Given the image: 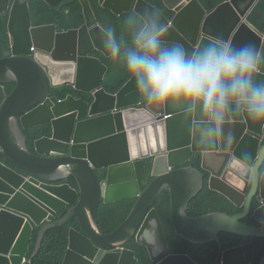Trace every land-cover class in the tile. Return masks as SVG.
I'll list each match as a JSON object with an SVG mask.
<instances>
[{"label":"water","instance_id":"1","mask_svg":"<svg viewBox=\"0 0 264 264\" xmlns=\"http://www.w3.org/2000/svg\"><path fill=\"white\" fill-rule=\"evenodd\" d=\"M45 1L59 7L65 0ZM80 1L85 24L78 30L60 31L58 25L34 26L31 0H15L11 13L13 0H0V16L10 15L13 43L7 57L0 60V264H25L37 225H45L39 251L49 229L74 218L80 229H70L64 264H137L135 252L123 248L127 242L143 248L149 264H196L187 255L169 254L153 207L164 189L170 193L175 235L192 244L221 243L223 233L264 238V128L253 125L243 114L240 121H233L229 115L224 132H234L236 140L228 144L222 140V150L217 153L197 140V126L192 140V114L181 116L165 109L162 117L170 116L161 120L160 152L165 156L160 157L158 150L144 153L142 144L139 150L134 129L128 130V125L134 126L130 114H148L138 107L142 97L130 80L116 95L108 93L103 84L109 67L93 56L97 50L109 57L98 46L99 28L113 26L122 35L102 9L120 16L130 12L133 5L137 14L146 8L158 12L165 27L173 23L177 32L169 31L167 42L192 50L209 37H223L240 46L249 36L257 39L259 53L264 43V0H229L211 13L199 0H163L176 12L172 22L146 0ZM45 54L51 56L52 63L42 60ZM65 61L76 64L78 78L57 82L55 75ZM257 79L264 81V74L257 73ZM10 82L19 85L8 97L4 83ZM70 84L84 92H95L91 107L74 95L61 100L51 91L52 86ZM49 121L54 125L53 136L38 139L32 150L26 131ZM193 153L201 154V171L209 174V189L242 208L240 214L187 215L188 204L204 181L202 172L184 167ZM2 157L11 158L30 178ZM150 157L154 168L160 163L166 171L147 185L144 159ZM99 169H107L105 178H100ZM133 198L136 202L126 220L112 233H100L99 203ZM254 204L258 207L253 217L259 226L242 222L251 215ZM67 208L69 213L58 220L59 213ZM255 247V243H248L225 251L221 248L218 264H251ZM260 264H264V257Z\"/></svg>","mask_w":264,"mask_h":264},{"label":"clouds","instance_id":"2","mask_svg":"<svg viewBox=\"0 0 264 264\" xmlns=\"http://www.w3.org/2000/svg\"><path fill=\"white\" fill-rule=\"evenodd\" d=\"M32 1H40V0H31L30 6ZM74 1L76 2L72 3ZM14 2L15 0H13L12 2L10 13L12 11ZM45 2L48 3L47 1ZM77 2H79L80 5L82 6L83 16H84V9L80 0H71V1L65 0L59 7H54L51 4L49 3L48 4L54 8L62 10V8H64L65 6L70 5L68 3L76 4ZM225 2H222L219 5ZM218 6H216L212 11H214ZM134 7L135 5H133V8L130 12L132 11L135 12ZM105 10L107 9H102V12L104 13ZM170 11L174 13V16L172 18H168L167 16H165V14L162 11L161 12L170 22H172V20L176 15V12L174 10H170ZM212 11L207 10L208 13H211ZM111 13L114 14L113 12ZM128 13H123V14H128ZM122 15L120 16L116 15V16L121 17ZM138 15L141 17L140 19H137L136 16H130L126 20V24L128 26L127 38L120 25L105 15V17H107L109 20L114 22L119 27L124 37L119 33L118 30H113V26H109L107 28L104 27L99 28L98 46L109 57L105 56L102 52L97 50L94 51L93 56L101 59L104 64L107 63L104 62L102 57L115 58L124 64L128 73L130 74V78L126 81V83L130 80V83L133 85V88L136 91V93L140 97H142V103L138 105L139 109L141 110L146 109V111L148 112L147 116H149L152 120L156 121L162 127H164V125L162 123L163 121L161 120H165V118L170 117L169 114L164 115V117H162L163 116L162 114L165 109L174 110L178 115L181 116H187L192 114V133H193L192 140H194V132H196V126H197V133H198L197 140L208 144L209 145L207 147L208 149H216L213 151L217 153H219L220 150H222V140L225 144L234 143L236 140V135L234 132H224V125L227 122L229 115L233 121H240L243 114L253 125H258L261 128H264V81H260L257 79V73L264 74L258 68L260 60L262 58V50L264 49V43L260 49V52L257 53L258 41L256 38L251 39L248 36L245 44L236 46L231 41H228L223 37H216L213 39L212 37H209L211 39L202 41L199 47L192 48V50H188L181 44L167 42L166 34L169 31H171L172 33H176L177 28L173 26V23H170L168 26L165 27V23L158 12H156L151 8H146ZM7 16H9V30H10V15ZM33 20H34V15H33ZM84 21H85V16H84ZM46 25L59 26V24H46ZM34 26H37L35 25V21H34ZM38 26H45V25H38ZM250 28L251 31H253V33H257L255 29L252 27V25H250ZM59 30L70 31V30H61L60 27ZM71 30H78V29H71ZM257 36L261 38L259 34H257ZM10 37H11V49H12L13 43H12L11 33H10ZM11 49L7 52L4 58L7 57ZM97 54H100L102 56H99ZM42 60L45 63H49V64L52 63V58L49 54L43 55ZM69 63L71 62H67V61L63 62L61 65V69H59L58 71V74L62 75V80H60L61 83L65 81H72L78 78V70L76 64H69ZM107 65L109 68L106 75L108 74L110 69L109 64ZM14 83H16L17 86L11 93H9L8 86ZM18 85H19L18 82L4 83L8 97H10L13 94V92L17 89ZM67 86H73L76 89L74 85L70 84V85H63L60 87L52 86L51 91H53L54 95L58 96L59 99L65 100L70 95H74V94H70L67 97H60L56 93L59 88L67 87ZM103 87L106 89L105 79H104ZM76 90L80 92H84L78 89ZM84 93L90 94L93 98L92 101L86 100L85 98L78 97L76 95L74 96L76 98H81L84 99L85 101H88L91 107V105L95 101V95H94L95 92H90V93L84 92ZM116 93H111V94L116 95ZM114 112H116V110H114ZM196 113H200L198 114L199 117L198 120L196 119L197 116ZM235 114L238 115V118L234 117ZM200 115H204L208 118L204 119ZM94 116H88V117H94ZM44 124L51 125V133L43 137L53 136L54 125L51 121L38 125L34 128H37ZM129 126L130 125H128L129 131L135 129L134 126L130 128ZM34 128H31L26 132ZM37 140H35V142ZM28 143H29V135H28ZM262 144L264 145V140L262 141ZM29 146L32 150L35 151V143L33 147L30 144ZM140 149L141 146L139 144V150ZM195 154L199 155V165H200L199 168H195L191 165H188V163L192 161L193 156ZM159 156L164 157L165 154H161L160 152ZM193 156L190 161L185 163L184 167H193L203 173L204 175L203 188L200 190L202 191L204 189L205 180L208 185L209 174L201 171V154L193 153ZM1 159L9 166L13 167L14 169L18 170L19 172L25 174L28 178H30V174L25 169L20 167L17 163H15L11 158L2 157ZM5 159L12 160L18 167L9 164ZM148 159H151L152 161L151 177L153 181L158 174L163 173L166 170L163 164L160 163L157 165L156 168H154L153 157L145 158L144 162H146V160ZM145 169H146V164H145ZM104 170L107 175V169ZM170 171H172V169L168 170V172ZM146 177H147V173H146ZM72 181L73 184L77 185L76 179L74 177L72 178ZM150 183H148L147 180V185H149ZM164 190L168 191L167 189ZM105 205L107 204L105 203ZM66 210H68L67 214L69 213V208L65 209L64 211L59 213L58 220H61L66 217L67 214L64 217L60 218V215ZM253 212L254 211L252 207V213ZM73 220H76V218H74ZM76 223H77V227H71V228L80 229L77 220ZM257 224L258 225L256 226L260 225L259 223ZM37 226H42V225H37ZM97 226H98V221H97ZM69 240H70V231H69ZM127 243H134V242H127ZM124 246L123 248H125ZM28 261H30L29 253L25 263H27Z\"/></svg>","mask_w":264,"mask_h":264},{"label":"trees","instance_id":"3","mask_svg":"<svg viewBox=\"0 0 264 264\" xmlns=\"http://www.w3.org/2000/svg\"><path fill=\"white\" fill-rule=\"evenodd\" d=\"M157 8H159L165 16L172 18L174 13L166 8L162 0H147ZM227 0H200L203 6L208 11H212L220 3ZM35 25L59 24L61 30L79 29L84 23L82 6L79 2L70 4L62 8L60 11L57 8L50 6L43 0L32 1L31 3ZM105 15L111 20L117 22L122 28L126 38L128 37V26L126 20L130 16L141 17L135 12L123 14L118 17L110 11L105 10ZM11 49V37L9 30V16H0V59L4 58L7 52ZM102 56L100 54H97ZM104 62L109 64L110 69L105 78V87L108 92L116 93L130 78L124 64L115 58H104ZM261 72L264 73V49L262 50V58L258 65ZM16 83L8 86V91L11 93ZM60 97H67L74 94L78 97H83L86 100L92 101V96L84 92L77 91L73 86L59 88L57 93ZM145 103V102H144ZM238 118V115H234ZM29 135V144L33 147L35 140L51 133V125L44 124L27 132ZM9 164L17 166L12 160L5 159ZM146 173L148 183L152 181L151 177V159L146 160ZM188 165L199 168V155L195 154ZM18 167V166H17ZM101 178L106 176L104 169L98 171ZM136 199L122 200L112 204L101 202L97 210L98 228L102 234H109L119 227L131 212ZM153 207L157 210L163 231L168 243L169 254L188 255L197 264H218V259L222 249L228 250L248 243H255L254 258L251 264H260L264 257V238L249 239L234 234L223 233L220 235V242H212L209 244H192L181 237L175 235L170 219V195L164 190L156 199ZM257 204L253 206V211ZM243 209L236 207L227 197L217 192L211 191L208 188L205 180L204 189L200 191L189 203L187 214L191 217H198L208 213H224L229 216H235L241 213ZM68 210L60 215V218L67 214ZM248 225H258L253 217V213L242 220ZM71 227H77L76 220H72L69 224L57 226L47 231L44 245L38 251V244L41 239L44 226H37L35 229L32 246L29 252V259L25 264H63L69 248V231ZM126 249L135 251L138 259L137 264H148V258L142 248L137 247L134 243H126ZM38 251V252H37Z\"/></svg>","mask_w":264,"mask_h":264},{"label":"bare ground","instance_id":"4","mask_svg":"<svg viewBox=\"0 0 264 264\" xmlns=\"http://www.w3.org/2000/svg\"><path fill=\"white\" fill-rule=\"evenodd\" d=\"M56 81L62 80L61 74L55 75ZM131 121L134 123V137L137 142L142 144L143 152L152 154V150H162L163 127L141 111L130 114Z\"/></svg>","mask_w":264,"mask_h":264},{"label":"flooded vegetation","instance_id":"5","mask_svg":"<svg viewBox=\"0 0 264 264\" xmlns=\"http://www.w3.org/2000/svg\"><path fill=\"white\" fill-rule=\"evenodd\" d=\"M67 1H71V0H67Z\"/></svg>","mask_w":264,"mask_h":264}]
</instances>
